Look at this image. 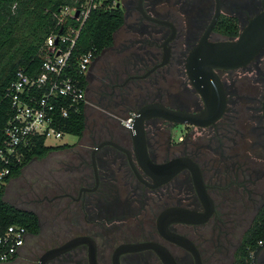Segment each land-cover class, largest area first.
I'll return each instance as SVG.
<instances>
[{
  "label": "flooded vegetation",
  "instance_id": "obj_1",
  "mask_svg": "<svg viewBox=\"0 0 264 264\" xmlns=\"http://www.w3.org/2000/svg\"><path fill=\"white\" fill-rule=\"evenodd\" d=\"M165 1L143 0L146 15L163 21L160 24L143 16L140 0H128L125 5L118 0L116 6L124 11V25L115 34L113 46L102 56H95L86 75V127L82 143L57 151L74 149L78 164L68 169L70 173L63 174L53 187L41 190L43 201L49 203L43 213L53 227L50 236L44 234L41 216L34 212L40 232H28L18 255L19 264H91L92 246L96 264H165L153 249L119 252L122 246L144 243L164 247L176 264H196L194 254L166 238L158 223L162 213L169 209L205 213L192 172L183 169L165 181L162 174L148 175L138 161L132 128L123 125L124 120L132 117L133 126L136 113L154 103L188 113L205 109L204 99L193 86L186 65L214 19L216 0H173L174 4L167 0L171 6L167 8ZM263 11L264 0H220V16L208 41L237 39ZM223 17L236 21L238 36L219 33L217 27ZM123 30L125 40L118 44L117 37ZM171 37L167 44L168 61L160 66L165 58L163 45ZM119 53L128 57L122 65L110 57ZM238 70L239 75H233ZM216 74L226 101L220 119L202 127L149 118L145 121V142L153 165L179 159L194 162L212 200L213 212L206 221H174L168 230L194 244L200 264H225L228 258L229 264H238L244 239L264 207V47L245 66L216 70ZM238 102L249 103L253 112L242 118L240 124L231 115ZM88 115L94 117L92 127ZM225 140L230 141L228 147ZM106 142L119 147L98 148ZM51 194L54 195L50 198ZM228 203L229 212L224 210ZM229 214L230 224L248 221L237 241V234L231 232L236 226L230 232L225 227ZM80 237L92 244L86 242L49 254ZM263 242L264 239L251 252L250 264H264V247L254 258Z\"/></svg>",
  "mask_w": 264,
  "mask_h": 264
},
{
  "label": "trees",
  "instance_id": "obj_2",
  "mask_svg": "<svg viewBox=\"0 0 264 264\" xmlns=\"http://www.w3.org/2000/svg\"><path fill=\"white\" fill-rule=\"evenodd\" d=\"M85 0H0V151L5 148L7 137L5 128L12 117L7 90L22 70L29 75L39 72L41 58L39 51L53 34H67L80 29V24L72 18L60 19V11L65 7L80 5ZM115 0H95L101 3L90 11L80 29L73 48L70 62L76 67L77 60L89 51L100 55L113 46L115 34L124 25V11L114 6ZM217 30L227 37L238 36V26L234 19L223 17ZM85 88L86 77L78 74ZM54 127L65 134L81 137L86 127L85 106L80 111L71 112L68 119H58ZM69 145L46 146L45 137H34L31 144L21 149L22 162L10 165L11 173L0 188V235L11 225L25 227L29 233L37 235L40 225L33 211L16 208L4 199L6 184L20 175L32 158H44L54 151ZM6 164L0 160V169ZM264 239V207L255 224L247 233L240 249L238 264H250V254ZM17 257V256H15ZM14 257V258H15ZM13 258V259H14ZM12 260V259H11Z\"/></svg>",
  "mask_w": 264,
  "mask_h": 264
},
{
  "label": "water",
  "instance_id": "obj_3",
  "mask_svg": "<svg viewBox=\"0 0 264 264\" xmlns=\"http://www.w3.org/2000/svg\"><path fill=\"white\" fill-rule=\"evenodd\" d=\"M139 10L148 20L160 24L163 23V21L150 18L146 15L143 6V0H140ZM219 16L220 0H216L214 19L203 39L190 54L186 65L187 72L193 86L204 99L205 109L199 113H188L172 110L160 103L146 105L136 113L134 124L130 130L131 136L135 141L138 161L148 175L155 177V173L159 175L162 174V179L165 181L183 169H189L192 172L197 192L206 209L205 213H195L183 209H169L162 213L158 223L160 232L166 238L188 249L194 254L197 261L196 264H200V256L198 255L194 244L184 237L172 234L168 230V225L174 221L186 223H201L206 221L213 212L212 200L207 194L206 186L204 184L199 167L191 160L179 159L166 165H153L147 152L144 127L145 121L153 117H160L181 125L186 124L205 127L215 123L223 115L226 108V101L223 85L216 74V70H227L243 67L260 53L264 47V11L250 21L248 26L240 33L237 39L212 43L208 41V36L212 31V28L215 26ZM172 37L163 45L165 58L160 66L165 65L168 61L169 49L167 44L170 42ZM105 145H113L117 148L119 147L115 143L106 142L99 145L98 148H101ZM132 166L134 171H136L134 165ZM86 242L92 244V241L89 242L86 238H76L64 245L62 248L49 252V254L67 251L76 245ZM263 247L264 242L256 249L254 258ZM141 249H153L159 254L165 264H176L173 257L164 247L154 243L122 246L119 252ZM90 262L91 264H96L93 246L90 254ZM253 262L255 264V261Z\"/></svg>",
  "mask_w": 264,
  "mask_h": 264
},
{
  "label": "built area",
  "instance_id": "obj_4",
  "mask_svg": "<svg viewBox=\"0 0 264 264\" xmlns=\"http://www.w3.org/2000/svg\"><path fill=\"white\" fill-rule=\"evenodd\" d=\"M117 3L115 0L113 5ZM100 5L95 0H85L80 5L65 7L60 11V19L72 18L82 27L90 11ZM80 29L51 35L39 51V72L29 75L20 70L8 87L12 117L5 128L6 146L0 151V160L6 164L0 169V188L11 173L10 165L21 164V149L30 145L34 137H45V145L50 138L62 139L65 133L54 127L58 119H68L71 112L80 111L81 104L85 106V88L76 71L86 77L95 51L82 55L73 67L70 58ZM132 123V117L123 121L127 129L132 128ZM27 237L25 227L9 226L0 235V264L18 256Z\"/></svg>",
  "mask_w": 264,
  "mask_h": 264
},
{
  "label": "rangeland",
  "instance_id": "obj_5",
  "mask_svg": "<svg viewBox=\"0 0 264 264\" xmlns=\"http://www.w3.org/2000/svg\"><path fill=\"white\" fill-rule=\"evenodd\" d=\"M127 1L128 0H119V3L125 5L128 3ZM172 2L173 4L175 3L173 0ZM163 4L165 8L171 7L167 0ZM134 15L137 16L136 14ZM125 35L126 34L124 30L121 33H119V36L117 37L118 44L122 43L125 40ZM187 49L188 46L186 42V44L184 45L185 53L187 52ZM102 54H104V52L101 53L99 56H102ZM110 57L112 61H115L118 65H122V63H125L128 60V57L121 55V53L113 54V56L111 54ZM239 73L240 72L238 70L235 71L233 75L237 76L239 75ZM238 86L241 87V85ZM233 107H234V112L231 113V115H234L236 117L237 124H240L239 121L240 120L242 121L243 120L242 118H246L247 116L253 113L248 108L249 103L247 102H238ZM93 118L92 115L91 116L88 115V120H89L88 124L91 127L93 126L92 124ZM178 135L181 134L179 133ZM85 141L86 139L83 142ZM79 143H82L81 137L71 134H64L62 139L55 140L53 138H50L46 144L49 146L69 145L68 147L69 149V148L77 147ZM224 144L226 147H228L230 145V141L225 140ZM207 150L210 153V150L209 149ZM73 151L74 149H70V152L62 151V153L54 151L55 153L51 152L46 157L41 159L34 157L25 167H23L19 176L12 179L9 183L6 184L5 195H4V199L6 200V202L10 203L16 208L33 211L37 213L39 216H41V222H42V228L44 230V234H47L49 236L51 232L50 229L53 227V225L51 222H49L48 218L46 217L47 214L43 213V208L44 211L46 212L47 209L45 206H47L49 203L45 200L43 201V194L41 190L47 186L53 187L54 184L60 182V179L63 178V174L66 175L70 173L68 169H71L78 164L77 158H75ZM53 195L54 194H51L50 198ZM230 207L231 204L228 203V207L224 208V210L229 212ZM231 218L232 217L230 216V214L228 218H225L226 219L225 227L227 232H230L232 230L231 228L236 226V228H233L234 230L231 232L237 234V239H236L237 241L241 233H243L244 230L247 228L248 221H242L243 224L241 225H233L229 223ZM44 237H46V235H44ZM19 262L20 260L19 257L17 256L14 259L9 260L2 264H19ZM229 263H230V258H228V262H225V264H229Z\"/></svg>",
  "mask_w": 264,
  "mask_h": 264
},
{
  "label": "crops",
  "instance_id": "obj_6",
  "mask_svg": "<svg viewBox=\"0 0 264 264\" xmlns=\"http://www.w3.org/2000/svg\"><path fill=\"white\" fill-rule=\"evenodd\" d=\"M114 40H115V37H114ZM46 146H49V145L46 144ZM60 146H61V145H60ZM58 151H59V150H58Z\"/></svg>",
  "mask_w": 264,
  "mask_h": 264
}]
</instances>
